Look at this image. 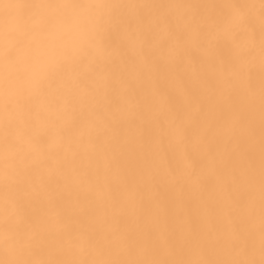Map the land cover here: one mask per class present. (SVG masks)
<instances>
[{"label":"snow or ice","instance_id":"6c2138e0","mask_svg":"<svg viewBox=\"0 0 264 264\" xmlns=\"http://www.w3.org/2000/svg\"><path fill=\"white\" fill-rule=\"evenodd\" d=\"M0 264H264V0H0Z\"/></svg>","mask_w":264,"mask_h":264}]
</instances>
